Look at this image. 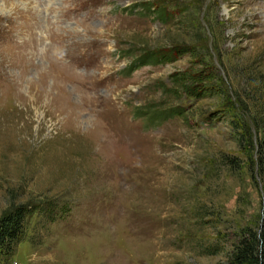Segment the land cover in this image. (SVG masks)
<instances>
[{
	"label": "rangeland",
	"instance_id": "374dc122",
	"mask_svg": "<svg viewBox=\"0 0 264 264\" xmlns=\"http://www.w3.org/2000/svg\"><path fill=\"white\" fill-rule=\"evenodd\" d=\"M18 204L3 264L225 262L264 225V0H0V217Z\"/></svg>",
	"mask_w": 264,
	"mask_h": 264
},
{
	"label": "trees",
	"instance_id": "16d2710c",
	"mask_svg": "<svg viewBox=\"0 0 264 264\" xmlns=\"http://www.w3.org/2000/svg\"><path fill=\"white\" fill-rule=\"evenodd\" d=\"M156 12L162 14L160 10ZM187 51L189 49L184 46L164 48L157 50L154 58L157 61H174L179 54ZM138 62L144 63L142 58L135 60V63ZM196 78L194 83L204 80L202 77L198 80ZM176 109L181 113L179 108ZM29 209V205L26 204L14 205L0 217V264L14 255L17 245L24 238ZM235 236L225 262L219 264H264V225L255 230L249 227L240 228Z\"/></svg>",
	"mask_w": 264,
	"mask_h": 264
}]
</instances>
